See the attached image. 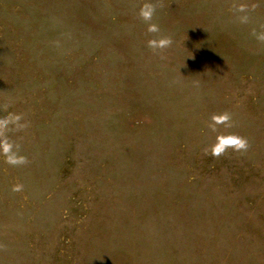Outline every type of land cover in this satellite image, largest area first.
Returning a JSON list of instances; mask_svg holds the SVG:
<instances>
[{"label":"rangeland","instance_id":"1","mask_svg":"<svg viewBox=\"0 0 264 264\" xmlns=\"http://www.w3.org/2000/svg\"><path fill=\"white\" fill-rule=\"evenodd\" d=\"M262 34L264 0H0V264H264Z\"/></svg>","mask_w":264,"mask_h":264},{"label":"clouds","instance_id":"2","mask_svg":"<svg viewBox=\"0 0 264 264\" xmlns=\"http://www.w3.org/2000/svg\"><path fill=\"white\" fill-rule=\"evenodd\" d=\"M155 12V6L151 3H145L141 9L140 15L145 21H150ZM148 31L155 33L159 31V28L155 24H150ZM260 40H264V34L258 37ZM172 44L170 37H161L159 39H151L148 41V46L152 49H165ZM21 120L20 115L10 113L4 118H0V150L5 154L7 162L14 165L24 164L27 162L26 157L13 153V143L9 141L6 137L5 132L10 124H17ZM231 115L228 112H223L220 114H214L212 116L213 123L209 125L213 131L216 130V126L223 124L230 127ZM25 125H20L24 127ZM229 148L240 151L247 150L248 141L246 138L241 137L237 134L231 133L227 135H219L216 138V143L211 148V155L214 157H220ZM11 153V155H9ZM14 191H19L20 187L16 186Z\"/></svg>","mask_w":264,"mask_h":264}]
</instances>
